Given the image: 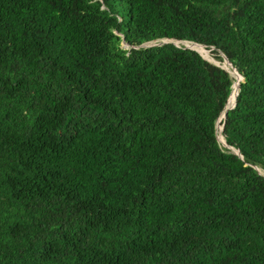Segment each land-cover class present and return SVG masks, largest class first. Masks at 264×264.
I'll return each instance as SVG.
<instances>
[{"label":"trees","instance_id":"16d2710c","mask_svg":"<svg viewBox=\"0 0 264 264\" xmlns=\"http://www.w3.org/2000/svg\"><path fill=\"white\" fill-rule=\"evenodd\" d=\"M263 175L264 0H0V264H264Z\"/></svg>","mask_w":264,"mask_h":264},{"label":"water","instance_id":"95a60500","mask_svg":"<svg viewBox=\"0 0 264 264\" xmlns=\"http://www.w3.org/2000/svg\"><path fill=\"white\" fill-rule=\"evenodd\" d=\"M149 42H150V41H149ZM168 42H170V43H172L173 45H175L172 41H169V39H163L161 42H159V43H155V44H146V42H144V43H141V44H139V45H137V46H134V48H138V47H150V46H153V45H159V44L168 43ZM180 42L194 43V42H188V41H180ZM121 43H122L124 46H127V44H126L123 40L121 41ZM194 44H197V43H194ZM200 45H202V44H200ZM175 46H177V45H175ZM182 46H183V48H188V49L194 50V51L197 52V53H198V54H199L204 60L208 61L209 63H212V64H214V65H218V64H216V63H214V62H211V61L207 60L206 58H204V57H203V56H202L197 50L191 48L189 45L185 44V45H182ZM202 46L205 47L204 45H202ZM210 49H213V47H210ZM210 49H207V50L209 51ZM219 55H220V57L222 58V61L227 62V64H229V65L231 66V64L227 61L226 57H225L222 53H219ZM218 66H219V65H218ZM231 67H232V66H231ZM221 68L224 69L225 71H227V72L229 73V71H228L225 67H222V66H221ZM232 68H233V67H232ZM233 69H234V68H233ZM234 70H235V69H234ZM235 72H236V70H235ZM236 73H237V72H236ZM229 74H230V73H229ZM237 75H238V77H239V81H238L237 83H239L240 81H242V77H241L238 73H237ZM231 85H232V84H231ZM237 90H238V86H237ZM236 94H237V91H236V93H235V96H236ZM228 96H229V95H228ZM228 96H227V98H228ZM227 98H226V100H225V103H224V106H223V110H222V112L220 113V115L217 117L216 122H215V125H214V127H215V139H216V141H217L218 144L220 143L222 146L228 148L231 152H233L234 154H236V155L240 158L241 156H240V154H239V152H238L237 149H234V148H232V147H230V146H227L226 143H225V141H224V139H223V141H221V140H219V138H218V136H217L216 125H218V127H219V133H220L221 137L223 138V136H222V134H221V131H222V128H223V123H224V119H225L226 111L229 110V109H231V108L234 106V104H235V97H234V101H233L232 105L229 106V107H226ZM254 169L257 171L258 174H262L261 172L258 171V169H257L255 166H254ZM263 176H264V175H263Z\"/></svg>","mask_w":264,"mask_h":264},{"label":"bare ground","instance_id":"6f19581e","mask_svg":"<svg viewBox=\"0 0 264 264\" xmlns=\"http://www.w3.org/2000/svg\"><path fill=\"white\" fill-rule=\"evenodd\" d=\"M185 43L187 45H189L191 48L197 50L204 58H206L207 60H209L206 56L203 55V52H207L208 51L207 49H205V47L203 48V46L200 45V44L187 43V42H185ZM209 61H211V60H209ZM211 62H213V61H211ZM222 66L225 67L229 71V73H230L231 76H233V77L236 76L237 73L235 72V70L229 64H227V62L222 61ZM237 77H238V75H237ZM238 81H239V77H238V80L236 81V91H237V86H238V83L237 82ZM234 84H235V82H234ZM234 90H235V87H234ZM234 90L232 91L231 95L227 99L226 107L231 106L232 103H233V101H234V97H235ZM216 130H217V136H218L219 140L223 141V138L221 137V135L219 133V127H218V125H216ZM257 169L260 172V168H257Z\"/></svg>","mask_w":264,"mask_h":264},{"label":"rangeland","instance_id":"374dc122","mask_svg":"<svg viewBox=\"0 0 264 264\" xmlns=\"http://www.w3.org/2000/svg\"><path fill=\"white\" fill-rule=\"evenodd\" d=\"M163 39H160V40H154V41H150V42H146V44H155V43H159V42H161ZM169 41H172L175 45H177V46H180V45H185L186 43L185 42H180V41H177V40H171V39H169ZM121 46L123 47V48H127V46H124L122 43H121ZM203 55H206V56H208L209 58V60H211V61H213L214 63H216V64H218V65H216V66H218V67H220L221 68V66H222V60L221 61H218V60H216V59H214L213 58V55L209 52V51H207V52H203ZM222 59V58H221ZM208 62V61H207ZM223 67V66H222ZM236 76H237V74H236ZM235 76V77H236ZM233 77V76H232ZM234 77V78H235ZM219 145L221 146V147H224V146H222L220 143H219Z\"/></svg>","mask_w":264,"mask_h":264}]
</instances>
